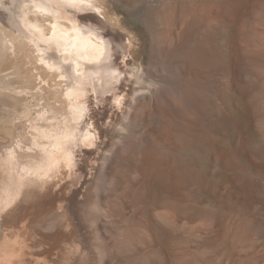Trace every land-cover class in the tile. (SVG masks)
<instances>
[{"label":"rangeland","instance_id":"rangeland-1","mask_svg":"<svg viewBox=\"0 0 264 264\" xmlns=\"http://www.w3.org/2000/svg\"><path fill=\"white\" fill-rule=\"evenodd\" d=\"M101 2L88 20L114 41L116 99L90 100L92 137L69 177L29 187L4 212L0 251L12 264H264V0ZM0 54V135L10 137L22 109L9 96L37 101L22 90L25 65ZM149 90L163 128L186 140L176 159L157 143L162 126L140 99Z\"/></svg>","mask_w":264,"mask_h":264},{"label":"bare ground","instance_id":"bare-ground-1","mask_svg":"<svg viewBox=\"0 0 264 264\" xmlns=\"http://www.w3.org/2000/svg\"><path fill=\"white\" fill-rule=\"evenodd\" d=\"M144 1L151 6L163 3V0ZM89 2L90 8L81 9L79 5L69 6L68 0H0V23L7 28L0 27V45L6 55L12 57L13 64L21 62L25 65L27 74L22 90L33 93L37 101L33 107L29 103V106L21 107V98L9 96L12 109L20 108L22 112L18 122L9 125L12 135H0V221L4 212L29 187L42 186L48 180L51 182L59 178L61 170L69 177L75 163V149L92 137L88 120L89 106L92 105H89L90 100L102 94H110L116 99L114 82L118 81V67L113 60L114 41L104 28L88 20L101 12V0ZM69 75L71 79H68ZM140 77L137 83L141 82ZM151 90L142 94L140 99L146 100L149 114L159 129L162 125L153 111ZM131 118L124 124L128 136L134 135V129L139 124L138 119ZM162 128L163 136L157 143L162 147L160 149L167 148L176 159L177 149L187 145L186 140L176 137L173 127ZM150 151V158L157 164L162 156H157L156 149L155 152ZM57 208L61 210L52 218L60 222L66 213H62V204ZM55 224L54 221H47L46 228L54 229ZM73 246L74 249L68 246L71 256L79 249ZM67 261L70 264L71 261ZM12 262L13 256L9 252L0 253V264Z\"/></svg>","mask_w":264,"mask_h":264},{"label":"snow or ice","instance_id":"snow-or-ice-1","mask_svg":"<svg viewBox=\"0 0 264 264\" xmlns=\"http://www.w3.org/2000/svg\"><path fill=\"white\" fill-rule=\"evenodd\" d=\"M69 6H76L79 5L81 9L90 8L91 4L89 0H68ZM79 75V74H77ZM68 79H71V76H68Z\"/></svg>","mask_w":264,"mask_h":264}]
</instances>
